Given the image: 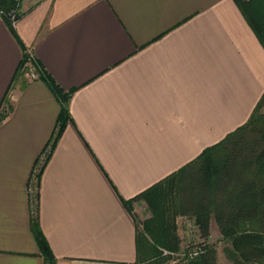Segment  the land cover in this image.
<instances>
[{"label": "crops", "instance_id": "obj_1", "mask_svg": "<svg viewBox=\"0 0 264 264\" xmlns=\"http://www.w3.org/2000/svg\"><path fill=\"white\" fill-rule=\"evenodd\" d=\"M19 13L13 30L0 12V264H45L35 222L56 264H143L144 199H123L249 119L264 46L236 0H23ZM29 54L41 77H15ZM49 79L74 91L34 212L63 106Z\"/></svg>", "mask_w": 264, "mask_h": 264}, {"label": "trees", "instance_id": "obj_2", "mask_svg": "<svg viewBox=\"0 0 264 264\" xmlns=\"http://www.w3.org/2000/svg\"><path fill=\"white\" fill-rule=\"evenodd\" d=\"M242 13L264 46V0H236ZM20 0H0V12L14 30L10 13ZM17 17L20 13L17 12ZM27 55V54H26ZM23 57L18 77L27 60ZM23 68V69H22ZM50 86L63 101L57 131L51 149L69 120L68 101L74 89L64 92L52 80ZM264 95L249 119L222 140L207 147L179 170L153 184L132 200H125L130 210L136 199H144L151 217L140 228L137 221V253L143 264H164L180 249L176 219L187 215L199 229L201 254L184 264H219L217 250L211 244V221L215 219L224 252L233 264H264ZM5 113L0 110V120ZM42 248L45 264H56L57 257L36 222L33 225ZM165 251L167 253H165Z\"/></svg>", "mask_w": 264, "mask_h": 264}, {"label": "built area", "instance_id": "obj_3", "mask_svg": "<svg viewBox=\"0 0 264 264\" xmlns=\"http://www.w3.org/2000/svg\"><path fill=\"white\" fill-rule=\"evenodd\" d=\"M11 21L13 24L17 21V14L16 12L10 13ZM24 71L27 74V76L30 79H37L41 77V72L39 69V66L37 65L33 55L29 54L24 66ZM10 110V106L8 104H4L2 106V112L7 113ZM51 147H47L45 151L40 155V158L33 170V175L31 178V183L29 185V193L31 196V202L33 205L34 212H36V204H37V194H38V181L39 176L42 170L43 165L45 164L49 153H50ZM183 228L182 231L183 235L187 238L188 246L192 248V251H190L188 254V257H194L200 252H202V246L200 245V239H199V229L198 225L194 218L185 216L183 220ZM199 247V250H196L195 248Z\"/></svg>", "mask_w": 264, "mask_h": 264}, {"label": "rangeland", "instance_id": "obj_4", "mask_svg": "<svg viewBox=\"0 0 264 264\" xmlns=\"http://www.w3.org/2000/svg\"><path fill=\"white\" fill-rule=\"evenodd\" d=\"M23 0H20L19 6L16 9V13L20 11L21 3ZM262 111H264V106L262 108ZM135 215L137 218V221L139 223L140 228L143 227V223L151 217L152 213L151 210L149 209L148 203L143 200L142 205H138L137 211H135ZM187 215H179L176 219V223L178 226V234L180 236L181 244H180V249L177 251H174L172 253L168 252V255H171L169 257L168 261L165 262L164 264H184L188 261L189 257L188 254L190 251H192V248L188 246L187 238L183 235L182 231L184 230L183 228V220L184 217ZM209 241L211 244H214V247L217 250V259L219 264H233L227 257L224 252V248L226 246V242L222 240L221 234L218 230L211 232V236L209 238ZM203 248V247H201ZM196 250H199V247L195 248ZM165 253H167L165 251ZM201 254V252H200ZM198 256V254L196 255ZM195 256V257H196ZM194 258V257H193Z\"/></svg>", "mask_w": 264, "mask_h": 264}]
</instances>
